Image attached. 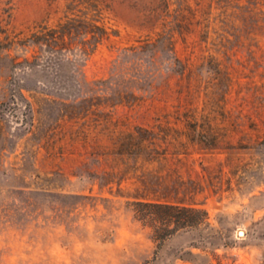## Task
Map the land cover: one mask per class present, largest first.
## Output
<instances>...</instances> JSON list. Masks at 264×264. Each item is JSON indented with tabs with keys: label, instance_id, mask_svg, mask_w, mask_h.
Masks as SVG:
<instances>
[{
	"label": "rangeland",
	"instance_id": "obj_1",
	"mask_svg": "<svg viewBox=\"0 0 264 264\" xmlns=\"http://www.w3.org/2000/svg\"><path fill=\"white\" fill-rule=\"evenodd\" d=\"M100 7L0 0V264H264V0ZM144 195L209 219L155 240Z\"/></svg>",
	"mask_w": 264,
	"mask_h": 264
},
{
	"label": "trees",
	"instance_id": "obj_2",
	"mask_svg": "<svg viewBox=\"0 0 264 264\" xmlns=\"http://www.w3.org/2000/svg\"><path fill=\"white\" fill-rule=\"evenodd\" d=\"M76 5L83 4L87 8L101 11L100 4L102 0H71ZM66 23H60L59 29H52L50 34L34 33L33 41H43L47 43L54 42L56 44L64 40L67 30ZM92 41L94 48L105 37L108 36L106 27L93 23ZM130 138L137 140L136 150H138L145 158L152 156L155 152L146 144L147 140H152V131L149 129H140L138 134H130ZM143 152V153H142ZM140 156V155H139ZM151 159V158H150ZM135 206L136 217L152 231V238L155 240H165L177 231L187 228L199 227L209 219L208 211L199 207L189 206L178 201L162 199L160 197H148V195L136 197L133 201Z\"/></svg>",
	"mask_w": 264,
	"mask_h": 264
}]
</instances>
